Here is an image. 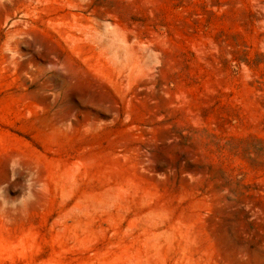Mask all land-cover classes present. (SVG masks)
<instances>
[{
  "label": "rangeland",
  "instance_id": "obj_1",
  "mask_svg": "<svg viewBox=\"0 0 264 264\" xmlns=\"http://www.w3.org/2000/svg\"><path fill=\"white\" fill-rule=\"evenodd\" d=\"M0 264H264V0H0Z\"/></svg>",
  "mask_w": 264,
  "mask_h": 264
}]
</instances>
